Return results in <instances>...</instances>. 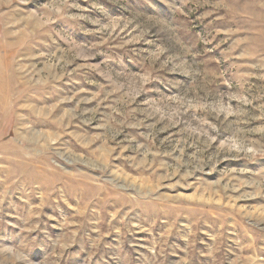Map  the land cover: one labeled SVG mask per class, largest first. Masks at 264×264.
Here are the masks:
<instances>
[{"label": "rangeland", "instance_id": "374dc122", "mask_svg": "<svg viewBox=\"0 0 264 264\" xmlns=\"http://www.w3.org/2000/svg\"><path fill=\"white\" fill-rule=\"evenodd\" d=\"M0 264H264V0H0Z\"/></svg>", "mask_w": 264, "mask_h": 264}]
</instances>
